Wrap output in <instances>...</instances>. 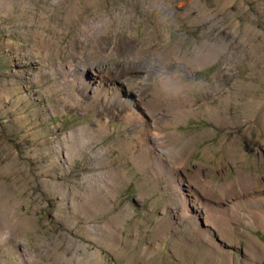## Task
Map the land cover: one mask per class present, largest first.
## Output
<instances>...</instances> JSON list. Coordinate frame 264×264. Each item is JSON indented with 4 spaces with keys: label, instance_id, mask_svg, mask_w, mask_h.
<instances>
[{
    "label": "rangeland",
    "instance_id": "rangeland-1",
    "mask_svg": "<svg viewBox=\"0 0 264 264\" xmlns=\"http://www.w3.org/2000/svg\"><path fill=\"white\" fill-rule=\"evenodd\" d=\"M16 1L11 13L0 12V208L12 207L24 224L16 238L0 239V264H264V219L254 229L238 218L249 197L264 209V200L257 199L264 197V0H165L172 7L159 11L160 17L149 9L151 0H96L93 10L87 9L89 1L76 0L83 21L112 18L98 36L99 46L114 53L104 59L87 58L91 39L78 38L79 22L65 9L75 0ZM193 3L203 9H192ZM119 13L128 14V22ZM41 17L49 24L39 29L60 47L49 58L32 48ZM151 30L161 43L155 51L143 48L142 58L133 49L118 52L121 42L143 45ZM73 41L84 51L80 59L66 55ZM204 49L212 58L201 62ZM159 56L171 59L164 63ZM98 67L121 80L101 90ZM66 75L75 82L65 88L63 103L60 80ZM168 75L181 88L170 99L155 85ZM137 96L159 122L153 127L144 118L147 142L135 144L134 162L132 151L114 146L136 127L120 111ZM227 96V106L218 101ZM98 98L105 102L95 109ZM208 106L228 117V124L210 121ZM98 121L107 127L100 130ZM71 134L77 141L69 140ZM168 139L175 149L190 148L187 163L183 156L173 162L161 149L178 169L172 176L178 183L170 187L164 177L151 175L144 162L151 160L140 154L160 151ZM246 176L261 185L240 193L242 198L218 192ZM98 202L108 209L103 216L86 208ZM120 213L121 237L114 241L97 227ZM246 232L260 242L255 255L246 248Z\"/></svg>",
    "mask_w": 264,
    "mask_h": 264
},
{
    "label": "bare ground",
    "instance_id": "bare-ground-1",
    "mask_svg": "<svg viewBox=\"0 0 264 264\" xmlns=\"http://www.w3.org/2000/svg\"><path fill=\"white\" fill-rule=\"evenodd\" d=\"M16 0H0V12H4V11H7V13H11V10H12V3L15 2ZM58 0H55V2H57ZM89 1L90 3L88 4L87 6V9L89 10H93L95 8V6L92 5L91 2H93L94 4L96 3V0H87ZM17 2V1H16ZM53 4V7H55V3ZM228 2V1H227ZM231 2V1H230ZM229 2V3H230ZM63 3V2H62ZM201 4V3H200ZM232 4V3H231ZM150 8L149 9H154V10H157L158 13L157 14V17H160L159 15V11H166L167 9L171 8L172 7V4L170 2L166 3L165 0H151V4H150ZM82 7V6H81ZM81 7H79L78 5H76V0L73 2V3H69L65 9H67V12L68 14L71 16L72 19H75L79 22L78 26H79V34H78V38L79 39H84V40H87L88 41V38H90V46L88 47V54H87V58L88 59H93V58H109L110 55H113L114 53H110L111 52V49L108 48L106 50L103 49V47H100L98 42H99V35H102L100 33H104L105 30L111 25L112 26V23H111V19L110 18H104V16L102 15H97V17L95 19H91V20H87V21H83L81 19V16H80V13L81 12ZM197 9L198 11H200V9L202 10V6L199 5V4H195L193 3V7L192 9ZM63 10V9H62ZM61 12V11H60ZM64 12V11H63ZM120 16H124L125 20L128 22L129 18H128V14H123V13H119ZM68 17V16H67ZM42 18V17H41ZM67 21V19H65ZM111 20V21H110ZM57 21V19H56ZM59 21V20H58ZM48 23V18H42L40 19V21L38 22V29H36V31L33 33V45H32V48L34 50V52L38 53V54H42L44 53V56L46 58H49L52 54H57L59 51H60V47L58 45V41H56L53 37H47L44 35L43 31L40 30L39 28L40 27H43V26H46ZM52 23V22H51ZM34 24V23H33ZM49 24V23H48ZM36 25V24H35ZM58 25V24H57ZM52 28L53 30H62V28L60 27H57L56 28V25L55 24H52ZM59 26V25H58ZM117 26V25H116ZM68 31V30H67ZM66 31V32H67ZM65 34V33H64ZM64 34H62V32H58V36L62 37ZM49 35V34H48ZM156 35V32L155 31H150L147 33L146 35V39L144 41V44H140V45H136L134 43H120L118 45V52H122L124 48H128V49H133V52H134V55H136L137 57L139 58H142V55H141V50L143 48H146V47H151V49L153 51H155L160 45L161 43L158 42L157 40L154 39V36ZM55 36V35H54ZM59 37V38H60ZM60 40V39H59ZM60 43V42H59ZM89 44V43H88ZM70 48H65V50H68L70 51L68 54H66L67 56L69 57H78V59H80V57L84 54V51L82 48H78V44L76 41H73V42H70L69 44ZM206 46V45H205ZM213 49V48H212ZM114 50V49H113ZM217 54V57L219 56V54L221 52H217L216 50L213 49V52L212 53H215ZM221 55V54H220ZM160 57V61L161 62H169L171 58L167 57V58H163V56H159ZM199 57H200V60L201 62L204 61L205 59H210L212 58V54L207 51L206 49H204L203 51L200 50V54H199ZM178 59V58H177ZM78 66H83L84 65V62L79 60L78 62ZM200 66H203L204 64H199ZM85 66V65H84ZM75 67V66H74ZM59 69H62L61 66L59 67ZM83 71V70H82ZM97 72V74H99V80L96 81V84L99 86V88L101 90H107L106 87H105V83L108 82L110 83L111 85H115V84H118V81L121 80L120 77H112L110 74H109V70H104V69H100V67H98L97 70H95ZM109 74V76H108ZM149 76L152 75V71H150L148 73ZM68 76L70 75H66L65 78H63L62 80H60V84H61V92L62 93V98H60V95H59V98L63 101V103L65 102V100L67 99L68 95H67V92L65 90L66 87L69 86V89L71 90L72 87L74 86V77H71L70 76V79H68ZM85 79V78H83ZM176 81H179V79L176 78V76H166L164 78H162L161 80H159L158 82L155 81V85L156 87L159 88V85H161V91L162 92H165L166 94L169 95V98H173L172 96H176L177 94H180V90L181 88H179L177 86V83ZM130 87H131V84H134V86H137V83L134 82V81H130L128 80L126 82ZM88 88L90 87L87 86ZM87 87L84 86V88H82L80 91H78V96H83V92L87 89ZM116 87V86H115ZM119 87V86H118ZM94 89V88H93ZM90 90V89H89ZM92 90V89H91ZM110 91L112 93L115 94V91L113 89H110ZM91 92V91H90ZM103 92V91H102ZM127 92H130V93H133L134 91L132 90H127ZM126 92V93H127ZM64 93V94H63ZM97 95H100V92H98V90H96L95 92V96ZM127 95V94H126ZM135 96V95H134ZM101 97V96H100ZM120 97V96H119ZM138 97V96H137ZM139 99H136L135 98V101L133 102V104H125V103H122L123 105V109L120 111L121 114L124 113L125 114V117H129L131 116L133 121L135 122L136 124V127H134V130L133 131H129L128 132V135H127V138L122 140L121 142H118L116 146L114 147H119L120 148V151L122 152H128V153H131V151L134 149L135 147V144L136 143H140L141 141H143V139L147 142L146 138H147V135H148V130H149V127H146V123L143 122L144 118L146 119V115L150 118L152 124H153V127H154V122L153 121H158L156 119V117L154 116H149L147 114V111L144 109L143 107V98L142 97H138ZM99 99V100H98ZM96 103V108L99 106V104L101 102H105L102 99L98 98ZM218 101L220 103H223L222 101H225L226 102V106L228 105V103L231 101L232 102V99L230 97H222V98H219ZM119 101H116V104H118ZM219 102H216L215 104H219ZM129 103V102H128ZM214 103H211V106H213ZM138 106H141L139 107L138 109ZM209 107L208 106V113H207V117H209L210 121H212L213 123H215L216 125L220 126L219 124H222V123H227L228 124V121H229V118L226 117V116H223L221 114H219L218 110H214L213 107ZM118 108V107H117ZM100 109V108H99ZM140 110L141 112V117H137L136 116V110ZM115 110V109H113ZM157 112V110H156ZM185 113V114H188V115H191L190 113H194L192 111H189V110H183V111H180L179 113ZM120 114V115H121ZM113 115V114H112ZM115 115V114H114ZM103 117V115H102ZM182 115H181V118L180 116L176 117V120L177 121H180L182 119ZM102 121H98V125H99V128H101L100 130H103V128L107 127L105 126V124H102L101 123ZM159 122V121H158ZM150 123V122H149ZM110 125V123H109ZM151 125V124H150ZM151 128V127H150ZM154 129V128H153ZM158 129V127H157ZM131 130V129H130ZM161 130V129H160ZM162 131V130H161ZM74 133V132H73ZM149 133H152V131H150ZM72 137H70L69 140H72L73 142L77 141V137H75L74 135L71 134ZM79 136V135H78ZM145 136V137H144ZM162 138V137H161ZM172 139V138H171ZM171 139H168V144H162L160 146V151H157L156 149H148V150H141L140 154L142 156H144L147 160H151V162H146V165L148 166V169L151 171V175H155V176H158V177H164L165 179H167L165 182L168 184V186L170 187L171 184L172 185H176L178 182L175 181V178H172L173 174H174V170L175 172L178 171L177 168H175V161H180L181 157L183 156V161L187 163L188 161V157H187V153L190 151V148H189V151L186 152L184 151L183 149H180V148H177L175 149L174 145L176 144L175 142H171ZM66 140V139H65ZM65 140H62L63 143L66 144V141ZM162 142L164 143L165 142V139L163 137V139H161ZM68 141V140H67ZM191 141V140H189ZM72 142V143H73ZM80 142V141H79ZM116 144V143H115ZM189 143H186L184 145H188ZM114 145V144H113ZM112 146V145H111ZM74 147V146H73ZM68 149V148H67ZM72 149V148H71ZM161 149H163V151L165 152V154L167 155V157H169L171 160H173V162H168V160L164 157V155L161 153ZM70 150V149H69ZM71 151V150H70ZM184 151V152H183ZM181 152H183V154H181ZM190 153V152H189ZM103 153H100V155H102ZM132 157H133V161L135 162L134 159H136L135 157L137 156V154L135 155V152L132 151ZM67 155V158L68 159H71L70 158V154H66ZM189 155V154H188ZM62 156V155H61ZM66 157V156H65ZM153 158H158V161L157 163H155L156 161H152ZM137 166H141L140 165V161L136 162ZM152 169V170H151ZM170 174L169 177H166L165 175L166 174ZM100 177V176H99ZM103 177V176H102ZM115 177V176H113ZM160 179V181H163V178H158ZM110 180V179H109ZM111 181V180H110ZM113 181V180H112ZM94 182V180H93ZM96 182V181H95ZM101 182V180H100ZM114 182V181H113ZM112 182V183H113ZM102 183V182H101ZM116 183V182H115ZM92 184V183H91ZM94 184V183H93ZM96 184V183H95ZM104 184V183H103ZM102 184V186H103ZM108 184V183H107ZM261 183L258 182L257 179L255 178H251L249 176H246V177H243L241 179H237L236 181H233V182H230L226 185H224L220 190H218V192H220V194H223L225 197L226 196H230V195H237L239 196L240 198H242L240 196V193H243V195H248L250 192L248 193H244V191H246L247 189H250L251 187H258L260 186ZM108 186V185H107ZM91 187V186H90ZM105 187V186H104ZM111 187V186H110ZM109 187V188H110ZM109 188H105V189H108ZM114 190V189H113ZM105 193V192H104ZM253 193V192H252ZM111 194V193H110ZM254 194V193H253ZM97 195V194H96ZM108 195V194H107ZM115 195V194H114ZM179 197L181 196L180 194H178ZM177 195V196H178ZM221 196V195H219ZM223 196V197H224ZM92 197V196H91ZM100 197V196H99ZM98 197V198H99ZM263 198V199H261ZM86 199V198H85ZM91 199V198H90ZM96 199V197H95ZM258 200H264V197H257ZM88 200V199H87ZM89 202V201H88ZM264 202V201H263ZM258 201H254V196L252 197H249L247 199H244L243 202H242V213H238V218L239 219H242V220H249V221H245V224L246 225H250V226H253L254 229H258L262 224L263 222L262 221H258L259 219H264V209L262 208H259L258 206ZM101 204L102 202H98V203H95L92 204V205H89V207L86 205V208H88L89 211H92L93 214H98V216H103L105 212H107V208L103 207L101 208ZM263 204V203H262ZM234 205V204H233ZM264 206V205H263ZM209 207V206H208ZM212 210V209H211ZM217 210V209H215ZM219 212V211H218ZM211 214V212H209ZM236 212H234L235 214ZM215 214V212H214ZM223 215V214H222ZM124 214L123 213H120L118 215V218H113V219H108L106 221H104L102 224H103V227H102V224L101 225H98L97 229L98 230H101L103 229V232L104 233H110L112 234V236L114 238H112L114 241H116L117 239L119 240L121 235L120 233H117L116 230H120L121 227H122V222L123 220H121V217L123 218ZM187 216V215H186ZM192 217V216H191ZM215 218V217H214ZM259 218V219H258ZM186 219V218H185ZM213 219V218H212ZM224 219V218H223ZM23 218L20 219L19 216L16 215L14 209L12 207H8L6 209H1L0 208V231L1 230H6L4 233L0 234V239L2 241V236L3 234L6 235V238L2 241L3 243L6 242L7 240L9 241L10 239L12 238H16L18 232L20 229H22L23 227ZM221 220V219H220ZM213 222V221H212ZM227 223V222H226ZM216 224V223H215ZM230 224V223H229ZM217 225V224H216ZM225 227V226H224ZM229 227V226H228ZM105 228V229H104ZM228 230V229H227ZM109 236V234H107ZM212 242V241H210ZM260 243V242H259ZM259 243L257 241V239L252 236L250 234V232H246V248L248 249V251L252 254H256V252L259 251ZM213 244V243H212ZM262 245V244H261ZM17 242H16V245L14 246L13 250H16L17 249ZM213 246V245H212ZM19 248V247H18ZM111 250H114V248H111ZM86 252V251H85ZM249 253V254H250ZM254 254V255H255ZM258 255V254H257ZM94 258L98 261L97 257H95L96 255H93ZM91 256V257H93ZM264 256V255H263ZM262 254H261V257H263ZM25 257V256H24ZM259 258V257H258ZM257 259V258H256Z\"/></svg>",
    "mask_w": 264,
    "mask_h": 264
}]
</instances>
